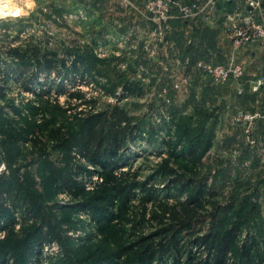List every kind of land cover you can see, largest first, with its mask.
Masks as SVG:
<instances>
[{
    "label": "trees",
    "instance_id": "obj_1",
    "mask_svg": "<svg viewBox=\"0 0 264 264\" xmlns=\"http://www.w3.org/2000/svg\"><path fill=\"white\" fill-rule=\"evenodd\" d=\"M7 53L16 64L34 70L67 67L69 59L60 58L53 51H41L39 45L31 42ZM67 53L70 54L68 50ZM73 56L70 68L74 72H78L81 63L96 67L97 74L103 77H122L111 70L110 61L97 59L89 49ZM6 84L7 79L0 81L2 101L6 97ZM122 88L128 96L138 95L139 89L132 82H125ZM210 93V88L198 95L194 88L190 89L184 107L190 105L192 115H182L180 108L169 107L171 113L169 109L164 130L183 143L181 151H177L172 139L163 141L169 159L197 169L202 166V158L212 146L217 122L213 112L205 107ZM64 103L61 110L72 114L71 122L65 133L55 132L52 136L57 138L55 150L60 155L59 162L48 158L40 161L43 187L52 194L70 196L77 211L88 213L103 240L114 235L118 241L115 255L128 256L132 259L130 264H258V253L264 252L258 246L264 241V230L259 224L263 221L260 202L264 189L258 182L254 184L242 177L230 182L216 169L187 178L159 169L141 180V167L123 170L120 166L130 154L128 144L141 138L140 124L117 104L98 112L94 100H85L81 91L67 92ZM10 130L7 137L19 140L31 129L15 123ZM94 177L97 181L92 183ZM15 180L12 182L17 188ZM86 184H92L90 192H86ZM6 187V183L0 182V190ZM227 188L228 192L231 190L226 198L229 205L221 207L219 200ZM207 213L216 223L213 227L217 226L201 233L199 225ZM231 214L236 218L231 227L218 229ZM13 225H1L0 232L12 229ZM242 227L250 230L237 246L234 243ZM30 228L21 240L0 239V264H8L11 255L14 264H26L27 258H32V248L41 243L40 238H35V229ZM231 255L236 263H231Z\"/></svg>",
    "mask_w": 264,
    "mask_h": 264
},
{
    "label": "rangeland",
    "instance_id": "obj_2",
    "mask_svg": "<svg viewBox=\"0 0 264 264\" xmlns=\"http://www.w3.org/2000/svg\"><path fill=\"white\" fill-rule=\"evenodd\" d=\"M19 3L20 0H11L8 7L12 10L21 9L20 16L0 20V81L7 79L6 97L3 101L0 100V165L3 166L0 169V182L7 185L0 190V206L5 210L2 213L0 209V226L14 223L12 229L0 232V239L21 240L30 227L34 228L35 238H40L38 241L41 244L32 248V258H27L26 264H130L132 259L128 256L115 255L118 253L117 238L109 235L103 240L97 234L96 226L88 213L85 210L77 211L70 196L52 194L44 189L40 161L48 158L59 162L60 155L55 150L57 138L52 136L55 132L65 133L71 122L72 114L61 110L64 108L66 93L81 91L85 94V100H94L98 112L117 104L140 124L143 130L141 138L128 144L130 154L120 163L125 168L123 170L129 166L128 169L141 167V180L147 175L158 173L159 169H168L185 178L198 173L203 175L207 169H212V157L208 152L202 158L204 166L197 169L187 163L169 159L163 144V141L172 139L176 150L181 151L183 143L166 134L164 124L169 121L167 112L169 113L170 106L180 108L182 115H192V107H184L188 94L179 96L172 90L173 77H103L97 74L96 67L90 68L81 63L78 64V72L72 71L71 61L76 52L89 49L96 57V15L71 19L67 30L64 25L61 26L58 18L51 22L53 33L51 37H47L38 28H34L37 19L32 16L34 13H30L32 4ZM38 20L44 21L42 17ZM29 42L39 45L41 51H53L60 58H69L67 67L34 70V67L13 62L7 51L24 47ZM113 68L116 72L119 71ZM113 68L111 70L115 72ZM125 82L134 83L139 89L138 95L128 96L122 88ZM24 83L27 84L26 90ZM162 89L172 99L170 106L165 105L158 97ZM205 107L213 112L215 118L214 109L209 104ZM15 123L31 130L19 140H10L7 135L11 133L10 129H14ZM215 138L216 125L210 149L215 144ZM13 179L18 183L17 188L13 185ZM250 180L257 184V179ZM96 181L91 179L92 183ZM87 186L91 188L92 184L85 185L86 192H90L91 189ZM228 190L227 188L219 200L221 207L229 205L226 198L231 190ZM260 204L263 221L259 224L262 231L264 197ZM235 221L236 218L231 214L227 222L222 223L218 229H229ZM215 224L212 217H207L200 223L199 229L201 233H206L209 228L214 230L217 226L213 227ZM249 230L242 227L234 244L240 246ZM258 246L264 251V241L259 242ZM261 253L264 252L258 253V264H264V254ZM11 256H8V264L15 263ZM230 257L231 263H236L235 256Z\"/></svg>",
    "mask_w": 264,
    "mask_h": 264
},
{
    "label": "crops",
    "instance_id": "obj_3",
    "mask_svg": "<svg viewBox=\"0 0 264 264\" xmlns=\"http://www.w3.org/2000/svg\"><path fill=\"white\" fill-rule=\"evenodd\" d=\"M127 1L132 6L125 5L124 0H20L19 4L31 3L32 16L42 17L49 26L52 15L60 18L61 26L64 25L66 30L70 25L65 18H90L96 15V46L104 45L108 49L107 57L96 58L110 61L112 68H118L120 62H127L128 73L120 71L121 74L113 68L115 73L123 77H137V68L143 67V77H171L170 72H173V77L186 79L187 94L192 88L197 95L203 89L210 88L206 105L214 109L217 121L215 144L208 151L212 157V170H219L230 182L239 177L257 179L263 190L264 121L259 123L254 135L258 146L250 149L243 142L241 128L233 123V115L238 109L264 113V86L256 93L251 91V83L260 76L264 77V52L249 47L238 53L245 70L242 95H236L234 85L230 83L223 87L211 86L192 65L196 58L211 57L217 62H226L230 52L229 43L219 26L182 21L173 13L168 20L169 33L162 41H158L155 37L157 26L141 19L132 10L134 4L139 5L143 0ZM234 7V1H229L226 8L219 4L215 16H221L224 10L231 11ZM185 32H189L193 38L194 45L191 47L185 46ZM146 44L155 51L154 57L147 58L144 51ZM258 150L261 151L258 153Z\"/></svg>",
    "mask_w": 264,
    "mask_h": 264
},
{
    "label": "built area",
    "instance_id": "obj_4",
    "mask_svg": "<svg viewBox=\"0 0 264 264\" xmlns=\"http://www.w3.org/2000/svg\"><path fill=\"white\" fill-rule=\"evenodd\" d=\"M229 1H234L235 7L231 11L224 10L221 16H215L217 6L220 4L223 8H226ZM123 3L128 7L132 6L127 0H124ZM132 10L141 19L151 21L157 26L158 30L155 37L158 41H162L169 33L168 20L172 18L173 13H176L182 21H199L204 25H218L229 43L230 52L226 62H217L211 57L206 59L196 58L192 65L193 69L211 86L223 87L230 83L234 85L236 95L243 94L242 79L245 70L238 59V53L249 47L264 50L263 0H175L173 2L169 0H143L139 5L134 4ZM36 19L35 22L37 23H34V28H38L47 37H51L53 33L51 26L46 24L45 21L38 20L40 18ZM57 19L52 15L50 23ZM71 19L73 17L64 20L70 22ZM184 38L186 47L194 45L189 32H185ZM149 46V44H146L144 51L147 58H152L155 56V51L150 49ZM107 54V47L104 45L96 46L97 58L104 59ZM117 69L123 73H128L127 62H120ZM170 74L171 77L174 76L173 72H170ZM136 76H144L143 67L137 68ZM173 78L172 90L179 96L186 94L187 80L179 77ZM261 86H264V77L260 76L254 83H251V91L256 93ZM160 91L158 97L163 100L165 105L170 106L171 99L167 97L166 90L162 89ZM262 121H264L262 111L249 112L238 109L233 115V123L241 128L243 142L250 149H255L258 146L254 135L259 123ZM260 151L258 150V153ZM94 180L96 181L97 178L94 177ZM88 189H92V187H88Z\"/></svg>",
    "mask_w": 264,
    "mask_h": 264
},
{
    "label": "clouds",
    "instance_id": "obj_5",
    "mask_svg": "<svg viewBox=\"0 0 264 264\" xmlns=\"http://www.w3.org/2000/svg\"><path fill=\"white\" fill-rule=\"evenodd\" d=\"M11 3V0H0V20H3L7 17H18L21 15V9L16 8L12 10L8 7ZM2 165H0V169H2Z\"/></svg>",
    "mask_w": 264,
    "mask_h": 264
},
{
    "label": "water",
    "instance_id": "obj_6",
    "mask_svg": "<svg viewBox=\"0 0 264 264\" xmlns=\"http://www.w3.org/2000/svg\"><path fill=\"white\" fill-rule=\"evenodd\" d=\"M169 1H172V2H173V1H175V0H169ZM189 1H193V0H189ZM263 6H264V0H263Z\"/></svg>",
    "mask_w": 264,
    "mask_h": 264
}]
</instances>
